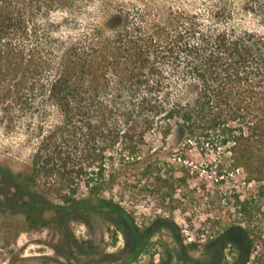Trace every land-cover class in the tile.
Instances as JSON below:
<instances>
[{
    "label": "trees",
    "instance_id": "obj_1",
    "mask_svg": "<svg viewBox=\"0 0 264 264\" xmlns=\"http://www.w3.org/2000/svg\"><path fill=\"white\" fill-rule=\"evenodd\" d=\"M196 1L0 0V128L34 145L24 176L0 166L6 231L98 216L122 236L124 264L154 235L170 237L158 264L190 251L195 264L260 262L264 0ZM196 145L218 161L203 200L179 163ZM39 177L66 189L59 200L34 188ZM137 193L158 211L143 226ZM193 203L208 228L187 240L173 213Z\"/></svg>",
    "mask_w": 264,
    "mask_h": 264
},
{
    "label": "rangeland",
    "instance_id": "obj_2",
    "mask_svg": "<svg viewBox=\"0 0 264 264\" xmlns=\"http://www.w3.org/2000/svg\"><path fill=\"white\" fill-rule=\"evenodd\" d=\"M150 1H152L151 5H160V0ZM184 2L191 4L189 0ZM196 5L202 9L204 3L202 0H197L194 6ZM33 148L32 141L28 140L22 131L9 133L0 128V166L24 176L30 166ZM183 153L184 160L181 159L179 163L189 171L187 182L192 197L203 200V195L216 186L212 175L213 169L218 164L217 155L206 145L185 148ZM50 183L52 179L39 177L36 180L37 187L34 188L50 196L53 201H57L66 189L60 192L57 186L53 187ZM86 196L85 189L78 185L76 197L80 199ZM112 196L119 197L116 191ZM135 197L138 206L132 210L137 223L143 226L158 211L151 209L153 207L149 200H146V194L137 193ZM123 199L128 200L127 195ZM208 214L210 213L207 211V206L193 203L184 212L176 209L173 218L187 240H193L200 236L202 230L208 228L204 222ZM183 215L190 220L183 221ZM80 218L82 217L80 216L78 220L71 219L62 227L54 225L29 229H17V227L12 231H6L10 230L9 223H4L0 219V264H124L126 258V253L122 250L124 241L121 235L114 238L113 226L99 219L98 216L89 217L87 221ZM207 233L209 231L205 234ZM168 240L170 237L166 235L162 237L154 235L148 241V245H145L144 251L137 253L129 264H158L162 259V243ZM225 252L229 260L233 251L227 248ZM188 254L190 258L187 259L186 264H195L192 260L199 257V251H190ZM257 254L256 252L254 256ZM254 256L247 264H264V255L260 254V262ZM172 262L176 263L177 260L173 258Z\"/></svg>",
    "mask_w": 264,
    "mask_h": 264
}]
</instances>
